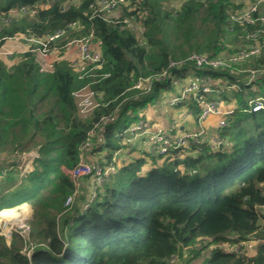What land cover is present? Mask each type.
<instances>
[{
    "label": "trees",
    "instance_id": "16d2710c",
    "mask_svg": "<svg viewBox=\"0 0 264 264\" xmlns=\"http://www.w3.org/2000/svg\"><path fill=\"white\" fill-rule=\"evenodd\" d=\"M39 1L0 0V14ZM98 2L51 0L35 17L0 22L1 46L5 37L30 29L44 35L78 20L84 30L72 36L93 31L103 52L98 64L63 58L51 72H42L31 52L13 71L0 62V153L7 158L0 163V174L15 167L23 153L38 152L18 188H12L15 168L0 180V211L24 203L33 210L28 239L14 232L9 243L0 227V264H168L174 255H179L176 264H189L206 246L184 247L201 238L238 243L251 236L261 240L253 256L217 248L203 264H264V107L253 111L239 88L233 90L238 108L230 126L222 129L228 144L176 149L149 169L144 158L131 157L103 184L92 175L81 178L73 205H65L76 189L69 171L79 164L88 132L103 116L110 117L104 138L97 128L84 154L91 164L109 166L115 151L125 147L124 131L164 99L163 93L173 87L172 77L186 78L190 69L194 76H209L226 88L242 85L243 73L232 64L218 69L185 66L155 81L151 93L133 89L139 78L161 73L171 60L193 53L210 58L236 54L238 46L225 44L227 28L243 4L128 0L112 12H98ZM231 26L245 33L260 25ZM258 61L264 68V49ZM255 84L264 98V76ZM86 87L98 106L81 117L74 94ZM185 101L196 105L193 95Z\"/></svg>",
    "mask_w": 264,
    "mask_h": 264
},
{
    "label": "built area",
    "instance_id": "2783aa9c",
    "mask_svg": "<svg viewBox=\"0 0 264 264\" xmlns=\"http://www.w3.org/2000/svg\"><path fill=\"white\" fill-rule=\"evenodd\" d=\"M49 1L51 0H40L33 6L24 5L13 8L7 13L0 14V22L10 24L24 15L35 17L39 10L49 7ZM126 2L128 0H99L98 12H112ZM232 3L244 5V9L239 14L235 13L231 15L227 28L228 36L225 44L227 47L238 46L239 50L236 54L226 58H210L207 55L193 53L186 59L171 60L161 73L139 78L134 83L133 89H136L140 94L151 93L155 81H163L173 75V70L182 69L185 66L197 69H218L234 64L241 68L240 66L243 61L258 58L264 49V0H232ZM233 22L248 25L259 24L260 26L245 33L241 31L235 32L231 26ZM125 23L129 27H134L133 22L128 19L125 20ZM83 30L84 26L77 20L63 29L44 35H39L35 30L30 29L28 33H17L11 37H5L0 46V62L4 68L13 71L26 57V53L31 52L42 72L53 71L56 62L63 58H73V56L79 57L78 59L86 64H98L103 59V52L95 42L94 32L92 31L89 35L81 37L72 36L74 33H81ZM21 42L27 45L21 44ZM237 43L239 44L237 45ZM21 45L26 50H23V53L18 56L19 50H22ZM78 59L74 58L73 62L76 63ZM240 71L243 73L241 79L242 85H230L228 89L233 93L235 88H239L248 101L250 108L253 111H260L264 107V98L257 92L255 80L258 76H264V68L255 65L245 71L242 69ZM187 77V79L180 78V80L182 79L181 82H185V84L179 95L172 96L168 100V105L174 107L180 101L186 99L187 96L193 95L196 101V107L198 108L195 114L198 129L179 130L183 119L191 113H186L182 118L180 117L178 119H169L166 121L161 119L162 121H158L155 115H148L144 112L140 114L138 120L133 125L124 131L125 147L115 151L113 155L114 164L103 166L99 162L91 164L86 160L84 154L88 150L90 143H93L92 139L97 132V128L99 129L101 138H104L105 124L110 121V117L103 116L100 123L96 124L88 132L89 139L81 147L82 153L79 164L69 171L76 189L67 198L65 203L67 207H71L75 201L81 178L92 175L99 184L107 182L109 177L118 168L130 162V160H124L126 155H130L134 148L142 149V145L144 144L150 146V153L153 157L150 162L154 166L155 161L156 164H161L164 158L176 149H191L202 144H207L210 148L215 149L229 143L228 138L223 135L222 129L230 126L232 122L231 118L238 108L237 98L233 95L232 97L234 99L229 101V99H226L227 97L222 98L215 95L216 82L209 76L196 77L188 74ZM74 95L76 101L79 99V106L77 105L78 112H81L82 114H80L83 117L89 116L98 106L94 92L87 87L77 91ZM146 137L147 139H145ZM140 139H143V141L140 142ZM140 157L146 159L144 155H139L134 158ZM6 160V155L0 153V163ZM6 175L7 170H4L0 174V180L5 178ZM22 176H20L21 180ZM94 194L95 192L92 193L89 202L94 200ZM88 205L89 203H86L84 206L87 207ZM11 229L12 227L8 229L10 231L9 237L12 234ZM260 241L259 239L253 238L249 242L213 243L209 238H201L193 246L184 247V250H199L203 246H206L210 252L218 248L226 252L244 253L246 256L251 257L255 254L256 246ZM178 260L179 255H174L168 264H176Z\"/></svg>",
    "mask_w": 264,
    "mask_h": 264
},
{
    "label": "rangeland",
    "instance_id": "374dc122",
    "mask_svg": "<svg viewBox=\"0 0 264 264\" xmlns=\"http://www.w3.org/2000/svg\"><path fill=\"white\" fill-rule=\"evenodd\" d=\"M130 21H132L134 23L133 20H130ZM138 28H139V26H138ZM140 28L142 29V26H140ZM21 44L27 45V44L22 43V42H21ZM238 44L239 43H237V45ZM26 48H28V47H26ZM21 49L22 50L18 49L19 50L18 54L16 53L18 56H20V54L23 53L22 52L23 50L24 51L26 50L23 45H21ZM73 58H76V56H73ZM79 61L80 60H77V63ZM244 63L245 62H242L241 64L243 65ZM187 78L188 77H186V79ZM179 79H180V77H175V78L172 77V86H173L172 89H168L167 91H165L163 93V98L164 99L158 101V103H156V104L150 105L149 108H151V107L159 108V106L162 107L163 105L168 104V100L172 96H176L177 95L176 92L178 91V84H179V81H180ZM169 93H172V94L170 95ZM179 94H180V92H179ZM76 102H77V105L79 106V99H77ZM173 108L175 110H177V113H178L177 116L182 115L187 110H189V111H191L193 113H196L198 111V108H196V105L194 107H190L185 101L182 104H180V105H175V107H173ZM80 113H79V115L81 117H83L81 115L82 113L81 114ZM145 139H147V137ZM139 141L142 142L143 139H140ZM142 146H143L144 150L147 152V156L150 158L149 161L152 160L153 157H152V154L150 153V146L148 144H144ZM3 155H5V154H3ZM37 156H38V152L36 151V149H33V150H30L28 152L23 153L20 157H17V160H16L17 163L15 164L14 168H15V170H17L16 176H17L18 179H17L16 184H14V183H12L13 185L11 184L12 188H14V189L18 188L21 185V183H19L20 181H22L20 176L25 175V174L29 173L30 171H32V169H33V161H34V159ZM94 158L95 159L98 158L97 154L94 155ZM152 166L153 165L151 164V162H149V163H147L145 165V167L148 168V169L151 168ZM12 167L13 166H11L9 169H11ZM9 169H5V170H9ZM80 183H81V180H80ZM11 185H10V187H11ZM6 191H7V189H6ZM25 204H27V203H24L22 205H18V206L13 207V208H8L10 210L8 212L9 215L8 214L7 215L4 214V211L3 212L0 211V227H1L2 233L5 234V237L7 238V241L9 243H10V240L12 238V234L14 232H18L25 239H28V237H29V233H30V230H31L30 220L33 218V210L30 208L31 206H29V205L26 206ZM11 227H12V229H11L12 234L9 237L10 231L8 229L11 228ZM253 238L254 237L251 236L249 238V240H247V241L249 242ZM254 239H256V238H254ZM247 241H245V242H247ZM30 250H31L30 245H26L24 247V251L26 253L29 254ZM210 253L211 252L208 250L207 247L203 248L202 249V255L199 256L197 259L193 260L189 264H203V263H205L207 261V257L210 256Z\"/></svg>",
    "mask_w": 264,
    "mask_h": 264
},
{
    "label": "crops",
    "instance_id": "0c3cea01",
    "mask_svg": "<svg viewBox=\"0 0 264 264\" xmlns=\"http://www.w3.org/2000/svg\"><path fill=\"white\" fill-rule=\"evenodd\" d=\"M263 9H264V6H263ZM76 58L78 59L79 57L76 56ZM258 63H259L258 58L251 59V60H248L247 62H245L243 65H241L240 69L245 71V70L251 68L252 66H255ZM187 74H190V76H194L190 69L187 71ZM181 80L179 81V84H178V91L176 92L177 95L179 94V92H181L183 84H185V82H181ZM216 86L217 87H215V95L220 96L222 98L227 97L226 99H229V101L234 99L232 97L234 94L232 93V91H229L228 87L226 88L218 82H216ZM169 94L171 95L172 93H169ZM188 97L189 96H187L186 99H184L183 101L187 100ZM186 103L189 106H191L190 101H187ZM237 106H238V104H237ZM146 113L148 115H152V116L155 115L157 117L158 121H162L161 119H164L165 121L169 120V119L170 120L171 119H178L180 117L182 118L186 113H191L185 119H183V121L181 123V127L179 128V130L182 131V130H187V129H191V130H197L198 129V122L196 120V115H195L197 112L193 113V112L187 110L182 115L177 116L178 115L177 110H175L173 107L169 106L168 104H165L162 107L159 106V108L151 107L146 111ZM139 155L146 156V159L144 158L146 160V164L150 162L149 161L150 158L147 156V152L144 150L143 147H142V149L134 148L133 152L130 155H126V158H124V160L127 161V160H130L131 157H136ZM25 205L27 206L28 204H25Z\"/></svg>",
    "mask_w": 264,
    "mask_h": 264
},
{
    "label": "bare ground",
    "instance_id": "6f19581e",
    "mask_svg": "<svg viewBox=\"0 0 264 264\" xmlns=\"http://www.w3.org/2000/svg\"><path fill=\"white\" fill-rule=\"evenodd\" d=\"M248 60H245V61H243V62H247ZM4 211V214H8V212L10 211L9 209H5V210H2L1 212H3ZM9 215V214H8Z\"/></svg>",
    "mask_w": 264,
    "mask_h": 264
}]
</instances>
